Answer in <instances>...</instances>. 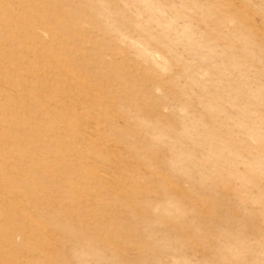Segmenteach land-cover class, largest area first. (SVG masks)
<instances>
[{
	"label": "rangeland",
	"instance_id": "rangeland-1",
	"mask_svg": "<svg viewBox=\"0 0 264 264\" xmlns=\"http://www.w3.org/2000/svg\"><path fill=\"white\" fill-rule=\"evenodd\" d=\"M0 264H264V0H0Z\"/></svg>",
	"mask_w": 264,
	"mask_h": 264
}]
</instances>
